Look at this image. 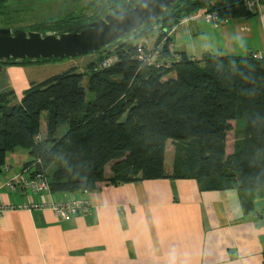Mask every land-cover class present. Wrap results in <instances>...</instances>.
<instances>
[{"label":"trees","instance_id":"1","mask_svg":"<svg viewBox=\"0 0 264 264\" xmlns=\"http://www.w3.org/2000/svg\"><path fill=\"white\" fill-rule=\"evenodd\" d=\"M244 1L178 0L151 23L97 50L86 86L83 73L71 69L31 82L17 102L12 90L0 92V166L14 147L28 148L25 167L40 159L55 194L166 177L197 178L208 189L222 183L264 193V56L205 52L194 59L171 50V36L159 49L166 65H148L137 52L142 38L156 35L155 47L163 36L159 30L191 12L213 11L219 21L250 17L254 11ZM109 56L116 60L95 69ZM27 62L0 61V69ZM42 112L46 134L36 140ZM238 120L243 130L228 153L227 133ZM167 140L177 142L170 174L164 165Z\"/></svg>","mask_w":264,"mask_h":264},{"label":"crops","instance_id":"2","mask_svg":"<svg viewBox=\"0 0 264 264\" xmlns=\"http://www.w3.org/2000/svg\"><path fill=\"white\" fill-rule=\"evenodd\" d=\"M171 38L173 51L194 59L205 52L264 56V1L250 17L223 19L216 26L198 19L177 26ZM148 39L139 42L151 47L156 35ZM29 64L0 69V92L12 90L15 102L31 82L46 78ZM46 120L42 112L36 140L44 139ZM176 143L166 142L164 165L173 144L168 174ZM30 159L23 146L7 153L0 166V205L38 199L26 187L12 190L6 184L27 175ZM105 173L110 174L109 164ZM217 185L208 189L197 178L171 177L112 183L84 192L91 206L86 216L57 218L49 209L0 211V264H264L263 191Z\"/></svg>","mask_w":264,"mask_h":264},{"label":"water","instance_id":"3","mask_svg":"<svg viewBox=\"0 0 264 264\" xmlns=\"http://www.w3.org/2000/svg\"><path fill=\"white\" fill-rule=\"evenodd\" d=\"M177 1L125 0L112 12L74 29H51L39 33L19 28H0V61L37 62L40 59L73 57L97 51L151 23ZM96 11H92L89 17Z\"/></svg>","mask_w":264,"mask_h":264},{"label":"rangeland","instance_id":"4","mask_svg":"<svg viewBox=\"0 0 264 264\" xmlns=\"http://www.w3.org/2000/svg\"><path fill=\"white\" fill-rule=\"evenodd\" d=\"M99 0H0V28L6 29H24L26 31H35L43 33L51 29H67L71 26L81 25L90 21L89 15L92 11L106 1ZM123 0H115L114 6L100 8L96 16L110 12L116 6L120 5ZM113 2V1H112ZM105 15V14H104ZM58 30V29H57ZM149 39L151 36L148 37ZM148 39V40H149ZM146 41V38H142ZM100 52L93 51L84 55L73 57L43 59L37 62H29V65L35 70L38 76L49 77L54 74L62 73L68 70H75L83 73L82 85L86 86L89 75V62L97 59ZM28 63V62H27ZM87 99H92L91 92L86 93ZM44 118V113L42 115ZM243 130V120L232 122V129L227 133L226 151L234 149V144L238 141ZM173 144H168L166 152V167L170 165L172 158Z\"/></svg>","mask_w":264,"mask_h":264},{"label":"built area","instance_id":"5","mask_svg":"<svg viewBox=\"0 0 264 264\" xmlns=\"http://www.w3.org/2000/svg\"><path fill=\"white\" fill-rule=\"evenodd\" d=\"M264 0H245L244 5L249 11H255L258 5ZM198 19H202L207 23H211L214 26L218 25L219 17L216 12H206L204 10H198L191 12L181 17L178 23L169 30H159L163 33L161 40L154 47V44L149 47L144 42L137 44L138 59L146 62L148 65L162 66L166 65L159 57V49L168 37L172 36L175 28L179 25L187 24ZM155 29H157L154 26ZM172 42H169L168 47L171 49ZM172 50V49H171ZM257 56V54H254ZM116 60V56H109L99 61L95 69L106 67L111 65ZM40 159L35 158L28 166L24 167V172L27 175H15L6 183L10 189H15L17 186L26 187L28 190L38 197L37 200L23 202L17 205L2 204L0 205V211L13 210V209H49L53 212L57 218H67L76 215L86 216L90 214L91 206L90 201L84 195V192L79 194H70L65 198L58 199L55 193L51 192L48 179L44 174L41 166Z\"/></svg>","mask_w":264,"mask_h":264},{"label":"flooded vegetation","instance_id":"6","mask_svg":"<svg viewBox=\"0 0 264 264\" xmlns=\"http://www.w3.org/2000/svg\"><path fill=\"white\" fill-rule=\"evenodd\" d=\"M125 0H123L122 2H124ZM96 9V8H95ZM97 11H96V13H99L101 10H100V8H97L96 9ZM113 11V9L110 11V12H112ZM110 12H107V13H110ZM107 13H103V15H101L100 17H102V16H104V14H107ZM96 14H94V16H95ZM94 16H92L91 18H90V20H93V19H95V18H97V17H99V16H96V17H94ZM88 22V21H87Z\"/></svg>","mask_w":264,"mask_h":264}]
</instances>
